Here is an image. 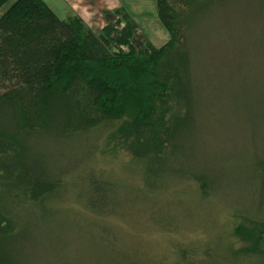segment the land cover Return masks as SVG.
<instances>
[{
  "label": "trees",
  "instance_id": "obj_1",
  "mask_svg": "<svg viewBox=\"0 0 264 264\" xmlns=\"http://www.w3.org/2000/svg\"><path fill=\"white\" fill-rule=\"evenodd\" d=\"M193 1L155 0L169 35L156 46L122 7L104 11L95 30L76 14L60 18L44 0H0V264H11L4 248L18 235L16 210L52 219L69 211L61 204L70 201L98 218L117 213L115 183L95 167L94 155L104 161L125 150L129 163L157 176L193 102L185 16ZM50 132L92 135L82 182L33 148L32 140ZM242 220L229 253L264 264V221ZM198 246L172 245L173 264H204L212 249Z\"/></svg>",
  "mask_w": 264,
  "mask_h": 264
},
{
  "label": "rangeland",
  "instance_id": "obj_2",
  "mask_svg": "<svg viewBox=\"0 0 264 264\" xmlns=\"http://www.w3.org/2000/svg\"><path fill=\"white\" fill-rule=\"evenodd\" d=\"M48 1L60 18L76 14ZM185 16L193 102L157 176L125 150L94 155L115 183L117 213L98 218L70 201L52 219L16 210L18 235L4 248L11 264H173L172 245L189 242L212 249L204 264H249L231 257L227 241L245 217L264 221V0H194ZM139 27L156 46L169 38L159 20ZM92 138L50 132L31 143L82 182Z\"/></svg>",
  "mask_w": 264,
  "mask_h": 264
},
{
  "label": "crops",
  "instance_id": "obj_3",
  "mask_svg": "<svg viewBox=\"0 0 264 264\" xmlns=\"http://www.w3.org/2000/svg\"><path fill=\"white\" fill-rule=\"evenodd\" d=\"M46 4L52 9L48 0H44ZM54 0H51L53 2ZM65 5L67 9L72 10L83 21L93 29L100 28L104 23L103 12L108 10H114L116 8H125L128 10L133 17L136 19L140 26L141 20L146 21V25L149 22H157L158 17L156 13L155 0H55ZM152 3V5H151ZM149 5L150 12L148 14L144 13L145 7ZM152 9V10H151ZM141 12V18H137V14L131 12ZM152 11V12H151ZM148 22V23H147Z\"/></svg>",
  "mask_w": 264,
  "mask_h": 264
}]
</instances>
